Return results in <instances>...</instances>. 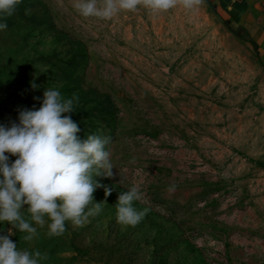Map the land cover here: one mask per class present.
<instances>
[{"label": "rangeland", "instance_id": "obj_1", "mask_svg": "<svg viewBox=\"0 0 264 264\" xmlns=\"http://www.w3.org/2000/svg\"><path fill=\"white\" fill-rule=\"evenodd\" d=\"M239 2L102 20L74 0H21L0 31V124L39 108L46 88L77 96L63 115L81 139L112 138L113 176L95 178L112 191L97 188L103 210L60 236L47 218L31 241L7 222L0 234L43 263L264 264V57L235 22ZM132 186L146 210L136 226L116 219Z\"/></svg>", "mask_w": 264, "mask_h": 264}, {"label": "clouds", "instance_id": "obj_2", "mask_svg": "<svg viewBox=\"0 0 264 264\" xmlns=\"http://www.w3.org/2000/svg\"><path fill=\"white\" fill-rule=\"evenodd\" d=\"M19 3L0 0V31L7 29L4 18L12 16ZM178 3L194 10L200 0H74L73 7L82 17L111 20L122 10L135 11L141 5L159 14ZM32 87L38 85L32 83ZM74 102L77 96L66 99L58 88H46L39 108L21 110L18 123L0 124V224L7 222L27 233L26 241L37 235L33 222L44 227L45 218L50 221L49 236L62 235L69 221L74 227L84 226L103 210L102 202L94 200L95 190L104 187L106 196L111 194L112 189L95 178L113 176L106 148L112 138L89 134L81 139L78 124L71 115H63L75 110ZM6 153L17 158L10 162ZM142 195L138 186L120 193L115 205L118 223L136 226L143 219L146 210L134 206ZM46 259L39 250L18 249L9 235L0 234V264H41Z\"/></svg>", "mask_w": 264, "mask_h": 264}, {"label": "crops", "instance_id": "obj_3", "mask_svg": "<svg viewBox=\"0 0 264 264\" xmlns=\"http://www.w3.org/2000/svg\"><path fill=\"white\" fill-rule=\"evenodd\" d=\"M235 7L239 10L235 22L249 35L253 44L259 47L264 57V0H240ZM41 264H59V262L58 260L48 263L41 261Z\"/></svg>", "mask_w": 264, "mask_h": 264}]
</instances>
